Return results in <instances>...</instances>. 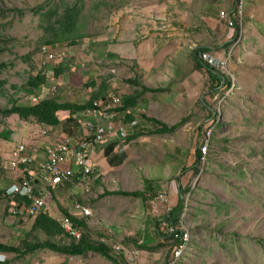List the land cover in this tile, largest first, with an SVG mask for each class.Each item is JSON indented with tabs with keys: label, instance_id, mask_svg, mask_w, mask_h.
<instances>
[{
	"label": "rangeland",
	"instance_id": "rangeland-1",
	"mask_svg": "<svg viewBox=\"0 0 264 264\" xmlns=\"http://www.w3.org/2000/svg\"><path fill=\"white\" fill-rule=\"evenodd\" d=\"M218 1L0 0V109L9 108L11 100L30 103V97L23 92L29 77L55 68L70 52H74L73 62L84 66L90 63L84 54L95 49L96 54L102 55L106 45L100 43H112L116 39L110 17L114 19L135 3L141 8L143 24L150 16L146 8L157 13L150 11L152 22L141 29H124L126 38L135 36L134 40L141 42L140 47L132 42L128 46L130 55L139 50L140 65L127 62L123 69L121 62L103 61V67L113 71L120 68L123 72H171L173 80L190 72L201 74L196 85H177L176 92H170L166 86L167 92L157 95L166 101L156 102L150 115L169 127L183 123L170 135L144 140L152 147L150 152H141L145 162L137 171L148 181L156 182L146 183L145 189L143 179L139 176L137 180L136 172L131 178L133 193L143 196L146 193L147 200L151 193L164 197L167 203L160 205L155 201L151 208L161 206L165 213L177 204L179 186L191 191L182 197L181 224L176 227L185 233L183 246L174 251L173 243L163 237L155 241L146 228L142 240L147 250L122 247L118 245L121 237L106 229L109 224L120 223L108 211L112 219L95 221L94 231L111 239L107 246L118 261L116 264H164L170 259V264H264V0H244L243 12L231 30L219 18V13L232 12L235 0ZM67 7L75 8L77 21L83 25L76 32L88 36L74 45L60 41L66 37L62 23ZM48 41L53 42L49 47L54 57L43 67L39 51ZM200 47L209 48L205 52L211 56L208 64L230 80L229 88L224 85L212 90L210 78L204 69L198 68L193 55ZM196 58L202 59V54ZM138 114L144 116L143 112ZM18 121L16 115L0 114V132L11 135ZM11 142L10 137L0 140V186L3 180L14 177L5 165ZM200 143L207 145V149L195 165ZM132 159L138 160L135 155ZM240 172L241 177L237 175ZM167 187L171 188L170 195L166 193ZM3 195H0V244L21 247V242L31 240L27 235L32 219L7 216L8 200ZM125 200L124 206H127L131 199ZM141 200L142 197L138 200L140 206ZM40 238L45 239L43 235ZM91 240L101 242L97 237ZM116 246L121 250L119 254L114 250ZM155 247L157 251L149 250ZM87 256L98 257L99 264H113L95 252ZM68 260L67 264H75L79 258ZM63 262L60 255L48 250L22 258L14 254L0 255L2 264Z\"/></svg>",
	"mask_w": 264,
	"mask_h": 264
},
{
	"label": "crops",
	"instance_id": "crops-1",
	"mask_svg": "<svg viewBox=\"0 0 264 264\" xmlns=\"http://www.w3.org/2000/svg\"><path fill=\"white\" fill-rule=\"evenodd\" d=\"M213 2L219 3L218 0H213ZM137 4L138 3L128 5L124 11L115 15L114 19L112 16L110 17L112 28L115 29L112 35L116 39L112 43H100L101 45L103 44V46L106 45L103 54L101 55L99 53V55H101L100 57L95 53V49L88 54H84V56L90 58V63L84 66L80 63H74L72 60L74 52H70L69 55L60 60L61 62L55 67L59 68V72H54V68L51 67L52 71L38 73L46 77L45 84L42 85L38 91H35L33 97L28 96L30 97L29 104L31 105L40 100L54 98L57 104L70 105L73 108L89 105L90 101L95 100L93 106L84 110L63 109L58 111L56 113L58 123L55 126L40 125L33 119H29L28 121L20 120L18 121V126L14 130L12 128V133L9 137L10 141H12L10 143L11 148L16 144L23 143L34 152L35 156L42 158L41 154L46 146L64 141L76 144L85 139L87 137V132L84 128L85 122H91L93 124L102 121L106 122L109 119L108 117L111 116L115 131L107 136L104 142H102L96 151L91 154V159L97 166L91 194H82L81 189L77 186H57L53 190L47 191L49 199L47 203L48 208L43 214L60 225V220L64 217L62 212H66L76 222H84L88 229L87 237L90 241H93L91 239L97 237L107 246L110 245L109 241L111 239L105 234L95 233L94 224L95 221L98 220L104 222V220L112 219L109 214L107 215V212L110 211V213L115 215L116 220H120V223L116 226L115 224H109L107 226L103 224V226H106L108 231L115 233L114 235L118 234V236L121 237V242H119L118 245L121 244L122 247L123 245L124 247L130 246L131 249L140 250L142 252L147 250L145 249L147 246L145 247L142 240V237H145L146 228H148L151 234L150 236H153L156 241L158 238L156 223L161 221L165 209L163 211L161 206L151 208L152 202L157 201L158 204H162L159 200V196L156 197L153 193L149 195L148 200L146 199V193L145 196H142L140 202L141 206L138 205V200L141 197L123 196L122 193L134 192L135 188L132 187L134 183L131 182V178L135 172L137 173V180L139 176L143 179L145 189L146 183L156 182L148 181L143 175H139L137 171L140 164L145 162L144 159L141 158V152L144 150L150 152L151 148L149 147H152V145L149 146L145 144L144 140L147 138H157L156 136L160 138L170 135V133L162 135L154 134V132L160 128L154 121L160 122V120L150 115L154 104H156V102L159 104L163 103L166 99L157 96H161L160 93L142 92L141 88L150 90L162 89L163 91L161 93H163L167 92L165 87L168 86L167 89H169L170 92H176L177 89L175 90V88L177 85L190 86V83L196 85L201 74L190 72L183 76H179L177 80H173V73L171 72H123L120 68L113 71L112 68L106 70L103 67V61H105L106 64L121 62V64H123V69L125 68L124 64L127 62H134L135 65H140L141 57H139V50L137 52L135 51L134 55H130V48H128V46L133 45L131 44L132 42L140 47L141 42L135 41V36L130 39V36L126 38L124 36V34H126L124 29L130 27L141 29L149 23V21L152 22L151 12L154 14L157 13L154 12L152 8H146L145 12L150 13V16L145 18L147 23L143 24L144 20L140 16L141 8L137 6ZM132 13H135L136 16H132ZM134 33H136L135 30ZM110 48H114V50H110ZM110 56L114 58V60ZM174 74L176 76V72H174ZM172 85L175 87L171 90L170 87ZM135 94H138L135 99V105L122 110V99L124 97H135ZM112 95L119 98V106L113 107L108 105L110 104L108 97ZM104 97L105 100H103ZM32 100H35V102L32 103ZM87 111H89V114L86 113ZM140 112H143L144 116H140L138 114ZM160 123L166 126V128H171L164 122ZM119 126H123V128L127 130V137L124 140L119 138L118 131H116ZM134 155L138 159L136 162L132 159ZM172 157L175 159L174 155ZM161 179L163 178L161 177ZM170 179L171 177L168 176L167 180ZM164 180L166 179L164 178ZM7 181L12 183V180L8 179ZM156 187L157 186H155V188ZM153 189L147 188L149 191ZM167 189L168 192L166 193L170 195L172 193L171 188L167 187ZM128 198L131 199V202L128 203L127 206H124L126 203L125 199ZM74 201H79L81 205L88 208L90 215L84 216L72 210L71 205ZM146 203H148L147 209L145 208ZM164 203L167 202L165 201ZM132 205L135 206L133 207ZM146 221L148 224H146ZM73 227L79 236L66 235L65 237H60V243L62 245L68 246L67 241L70 239L75 240V242L78 241L81 229L75 227L74 224ZM89 253L92 252L87 251L80 256L60 254V259L64 260L62 264H67L69 258H79L76 262L77 264H85L90 261H92V263L96 261L95 263L99 264L100 259L95 256H87ZM87 257L90 258V260H86Z\"/></svg>",
	"mask_w": 264,
	"mask_h": 264
},
{
	"label": "built area",
	"instance_id": "built-area-1",
	"mask_svg": "<svg viewBox=\"0 0 264 264\" xmlns=\"http://www.w3.org/2000/svg\"><path fill=\"white\" fill-rule=\"evenodd\" d=\"M243 8L244 0H235L232 12L221 11L219 13V18L225 22L228 30L234 28L237 17L242 14ZM49 46L52 45H45L39 51L44 60L41 63L43 67L54 57ZM199 60L207 65L211 64L209 62L211 56L207 53H202V59L199 58ZM108 99L110 100L108 105L113 107L120 105L118 97L112 95ZM34 102L35 100H32V103ZM86 113L89 114V111ZM108 118L106 122L102 121L96 124L85 122L84 128L87 132L85 139L76 144L64 141L46 146L41 154L42 158L35 156L34 152L23 143L12 147L9 150L5 165L14 177L12 183L4 190L3 195L10 203L14 204L10 216L34 218L43 213L48 208L47 191L53 190L57 186H77L81 189L82 194H91L92 183L97 171L91 154L96 151L107 136L115 131L112 117L109 116ZM116 131H118L121 140L127 137V130L123 126H119ZM200 145L199 151L203 156L207 145L201 143ZM159 200L162 203L165 202L162 196H159ZM72 207L75 212L84 216L90 215L89 209L81 205L79 201H74ZM60 223L65 233L71 236H79L68 217H63ZM114 250L118 254L121 252L117 246L114 247Z\"/></svg>",
	"mask_w": 264,
	"mask_h": 264
},
{
	"label": "trees",
	"instance_id": "trees-1",
	"mask_svg": "<svg viewBox=\"0 0 264 264\" xmlns=\"http://www.w3.org/2000/svg\"><path fill=\"white\" fill-rule=\"evenodd\" d=\"M64 13V23H62V26L66 32V37L61 39L60 41H68L70 45H74L77 43L79 39L87 38L85 34H78L76 31L81 28L83 25L77 21V11L75 8H65ZM76 33V34H75ZM53 42L48 41L46 44H52ZM103 45V44H102ZM208 47H200L197 48L194 52V58L198 61V68L204 69L210 78L213 88L212 90H218L221 86H226V88H229L231 86L230 80L224 76L221 75L219 72L215 71L211 66L201 62L196 57H199L200 54L208 52ZM47 71H52L51 69H48ZM54 72H59V68H54ZM46 77L40 74H37L35 76H30L27 80L25 87H23V92L26 96L33 97L35 95V91H38L39 88L45 84ZM142 92H152V93H161L162 89H156V90H150L141 88ZM138 96V94H135V97H124L122 99L123 106L122 110L127 107H133L135 105V99ZM105 100V97L103 98ZM95 100L90 101L89 105L80 107V108H73L70 105H59L57 104L56 100L54 98H47L44 100H40L35 104H21L16 100L10 101V107L0 109V114L4 117H9L12 115H16L20 120L28 121L29 119H33L36 123L40 125H47V126H55L57 125L58 121L56 118V113L63 109H77V110H84L87 108H90L93 106V102ZM105 102V101H103ZM205 108H208V106L205 104V102H202ZM159 129H157L154 134L162 135L165 133H171L176 127H178L183 121L175 125L171 128H166V126H163L160 122L154 121ZM8 133L7 132H0V140L6 141L8 139ZM202 157V154L200 153L199 149L195 153V165L199 163L200 159ZM239 177L242 176V173L237 174ZM11 183L7 180L2 181L1 189H0V195L4 192L5 187H8ZM190 190L182 187H178V200L177 204L174 208L170 209L168 212H166L160 222L156 223V232L157 236L163 237L164 240L170 241L173 243V249L177 250L180 247L183 246V235L185 233L183 231H178L177 226L181 224V213L183 211V201L182 197L186 193L190 194ZM123 196H132V197H142L143 195L139 193H122ZM14 207L13 203H10L8 201L7 207H6V215H10V211ZM64 217H68L72 223L75 225V227L81 229V234L77 242L75 240L70 239V243L68 246H64L60 241V237H65L67 234L64 232V230L61 228V226L54 220H51L48 218V216L44 214H39L38 216L31 218V224L29 227V232L27 236L31 237L30 241H23L21 242V247H14L10 245L0 244V255H8V254H14L16 258H22L27 255H33L36 251L39 250H48L50 252L56 253L58 255L63 254L67 256H80L84 254L87 251L98 253L100 256H102L105 260L110 261L113 264H116L118 261L114 259L112 256V253L110 252V248L108 246H105L101 243H94L90 241L87 237L88 229L84 222H76L73 218H71L66 212H62ZM161 227V228H160ZM163 227V229H162ZM161 229V230H160ZM163 231V232H162ZM40 235H43L45 237V241L41 240ZM145 248V247H144ZM143 248V249H144ZM145 249H148L147 247ZM157 251L158 249L155 247L153 249ZM172 253V251L170 250ZM166 259H168L166 257ZM170 259V258H169ZM171 259L167 260L164 264H170ZM7 263V262H5ZM2 264V263H0Z\"/></svg>",
	"mask_w": 264,
	"mask_h": 264
},
{
	"label": "clouds",
	"instance_id": "clouds-1",
	"mask_svg": "<svg viewBox=\"0 0 264 264\" xmlns=\"http://www.w3.org/2000/svg\"><path fill=\"white\" fill-rule=\"evenodd\" d=\"M6 189V188H5ZM4 193V192H3ZM43 214V213H42ZM60 226H61V223H60ZM62 228V227H61ZM65 232V231H64ZM67 234V233H66ZM67 235H69V234H67ZM71 236V235H70Z\"/></svg>",
	"mask_w": 264,
	"mask_h": 264
}]
</instances>
